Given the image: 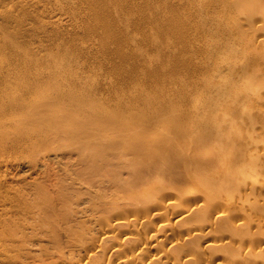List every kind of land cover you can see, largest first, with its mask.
<instances>
[{
	"label": "bare ground",
	"instance_id": "obj_1",
	"mask_svg": "<svg viewBox=\"0 0 264 264\" xmlns=\"http://www.w3.org/2000/svg\"><path fill=\"white\" fill-rule=\"evenodd\" d=\"M46 1L146 86L102 105L69 69L79 49L21 55L0 26V264H264V0ZM130 27L146 50L128 55Z\"/></svg>",
	"mask_w": 264,
	"mask_h": 264
},
{
	"label": "rangeland",
	"instance_id": "obj_2",
	"mask_svg": "<svg viewBox=\"0 0 264 264\" xmlns=\"http://www.w3.org/2000/svg\"><path fill=\"white\" fill-rule=\"evenodd\" d=\"M17 1H21V0H1L0 1V26L2 27V28H4V30H5V32H9L11 35H12V37L13 38H15V40L17 41V39H18V37H22L21 39H18V44H20V45H22V51L23 52H21L20 54L21 55H24V54H28L29 53V51L30 52H33V53H38V57H40V58H46V56H49V59H51L52 57H56V56H58V54H63V53H61V52H64L66 49H69V47H70V49H72V50H75V53L77 52L76 51V49L78 50H80V51H78L77 52V54L76 55H71V57L73 58V60H74V62H72V69L69 67V69H70V71H73L72 73L73 74H80V75H82V76H85V80L83 79V84H84V87H85V90H86V92L87 93H89L90 94V96L92 97V98H94V99H97L98 100V102H102L101 104L102 105H104V104H114V103H117V100L115 99V93H114V91H120V89L121 88H123L124 87V85H126L125 86V88H123L124 90L126 89V90H128L129 89V91H130V93L132 92V94H130L131 96H137L138 94H139V92L141 91V90H144V88H145V86H146V84H145V80L143 79V78H138V75H140V74H137V77H130L129 75H127L125 72H124V64H123V62H122V59H119V60H117L116 61V63L115 62H113V61H109V55H107V53H104V52H99V50H98V41H99V34H92L91 36H88V34L86 33L87 32V28H89V26H91V24L90 23H88V22H86V21H88L89 20V18H88V16H80V19L78 18V14H79V10H80V7H79V9H77L78 10V13H77V16H76V19H79L80 21H76V24L78 23V25H80L81 24V22H83L84 24H81L82 26H83V29H79V31H80V33L79 32H77L78 30H76V33L77 34H73L74 33V31L72 32V29L75 27H73V25H76L75 24V19L72 21L71 20V18L69 17V19H68V17H66V16H63L62 17V13H61V11H58V9L56 8L57 6L54 4H47L48 2L46 1V0H43L40 4H39V6L37 5L36 7L34 6V5H27V7L28 8H26V9H22L21 8V6H15L14 4L16 3L17 4ZM14 2V3H13ZM45 2V7H44V5H42L43 3ZM13 4V6L15 7V10L17 11V14H16V11H15V15H14V19H16V20H19L20 19V21L22 22V23H24V27H23V30H20V29H15V27H13V26H11L8 22H7V20L5 19V17L3 16V14L2 13H4V10H5V8L6 7H8L10 4ZM12 4L10 5V6H12ZM47 4V5H46ZM42 7H41V6ZM2 6H5V7H3L2 8ZM48 8H47V7ZM53 6H54V8H53ZM50 7V8H49ZM52 7V8H51ZM35 8V9H34ZM49 9V10H51V12H52V10H53V12L51 13L49 10H48V13H47V9ZM43 9V10H42ZM1 10H3V11H1ZM29 10H31V11H29ZM33 10H36V11H33ZM83 10V9H82ZM80 11V12H82V14H85L83 11ZM32 12V13H31ZM56 12H59V14L57 13V15H55L56 14ZM44 13V14H43ZM47 13V14H46ZM54 15L55 16V19H54V17H52L51 15ZM240 13H243V12H240ZM41 14V15H40ZM42 15H45V16H42ZM60 15V16H59ZM20 16V17H19ZM27 16V17H26ZM39 16V17H38ZM57 17H58V19H59V17H61V19H62V26H63V28L62 27H60L61 26V22H54V21H57L58 19H57ZM85 17H87V19L85 20ZM18 18V19H17ZM43 18L45 19V23H44V21H43ZM54 19V20H53ZM81 19H84L85 21H83V20H81ZM50 20V21H49ZM53 20V21H52ZM64 20V21H63ZM66 20V21H65ZM29 21V22H28ZM31 21V22H30ZM48 21V22H47ZM28 22V24L29 23H31V24H26ZM33 22V23H32ZM64 22H66L65 24H63ZM71 22H73L72 24H71ZM47 23H48V25H49V28H48V25H47ZM68 23V24H67ZM70 23V24H69ZM44 24H46V25H44ZM56 24H59V25H57V26H59L58 28H57V26H56ZM67 24V25H66ZM90 24V25H89ZM43 25V26H42ZM79 26V28L81 27L82 28V26ZM200 25L203 27V28H205V29H207V28H209L210 29V27H209V21H203V22H201L200 23ZM32 26V27H31ZM65 27H67V28H65ZM71 27H73L72 29H71ZM76 27H77V25H76ZM46 28H47V30H46ZM30 29H31V31H30ZM34 29V30H33ZM59 29H60V31H59ZM67 29V30H66ZM71 29V30H70ZM86 29V30H85ZM132 29V30H131ZM224 29H226V27L224 28ZM36 30V31H35ZM46 30V31H45ZM62 30H64V31H62ZM66 30V31H65ZM70 30V31H69ZM130 34L131 35H133V34H135V36L137 35V38H135V40H134V44L133 45H123V47H124V51H125V53L126 54H128V55H131L132 53H133V51H135V50H139V49H142V50H146V44L144 43V42H142V39H141V36H142V33H141V31H138V30H136L135 28L133 29V27H130ZM135 30V31H134ZM20 31V32H19ZM22 31V32H21ZM42 31V32H41ZM57 31H58V33H57ZM85 33H84V32ZM18 32H19V34H18ZM30 32V33H29ZM35 34H34V33ZM41 32V33H40ZM64 32V33H63ZM66 32V33H65ZM67 32H69L68 34H67ZM140 32V33H139ZM21 33V34H20ZM32 33H33V35H32ZM49 33V34H48ZM54 33V34H53ZM70 33H72V34H70ZM222 33H223V30H222V32H220V35L222 36ZM31 34V35H30ZM37 34V35H36ZM43 36H42V35ZM70 34V35H69ZM80 34H82L81 36H80ZM83 34H85V36L83 35ZM28 35V36H27ZM45 35V36H44ZM58 35V36H57ZM70 37H69V36ZM72 35H73V37H72ZM39 36H40V39H39ZM52 36V37H51ZM68 36V37H67ZM80 36V37H79ZM83 36H84V38H83ZM58 37V38H57ZM60 37V38H59ZM61 37H62V39H61ZM66 37V38H65ZM91 37V38H90ZM92 37L94 38V39H92ZM17 38V39H16ZM38 38V39H37ZM43 38V39H42ZM53 38H54V40H53ZM2 39V33H0V40ZM44 39H46V40H44ZM56 39V40H55ZM98 39V41H96ZM29 40V41H28ZM36 40V41H35ZM50 40H51V43H50ZM63 42H61V41ZM65 40V41H64ZM74 40V41H73ZM80 40V41H79ZM21 41H22V43H21ZM59 41V42H58ZM77 41H78V43H77ZM20 42V43H19ZM32 42V43H31ZM53 42V43H52ZM84 42V43H83ZM86 42V43H85ZM92 42H93V44H92ZM95 42H96V44H95ZM33 45H31V44ZM38 43V44H37ZM45 43V44H44ZM48 43V44H47ZM58 43V44H57ZM59 43H61V44H63V45H61V44H59ZM70 43V44H69ZM80 43V44H79ZM82 43V44H81ZM67 44V45H66ZM75 44V45H74ZM79 44V45H78ZM84 44V45H83ZM85 44H86V46H85ZM90 44V45H89ZM24 45V46H23ZM29 45V46H28ZM46 45V46H45ZM59 45V46H58ZM66 45V46H65ZM88 45V46H87ZM95 45H96V47H95ZM35 46V48H33ZM37 46H38V49H36L37 48ZM55 46H56V48H55ZM77 46V48H75ZM84 46L87 48V50L91 47L92 48V50H88L89 51V53L86 55L85 53H81V50H82V47L84 48ZM92 46H94V48L92 47ZM61 47V48H60ZM89 47V48H88ZM55 48V49H54ZM56 49H57V52H56ZM53 50V51H52ZM8 52H10L9 50H7ZM26 51V52H25ZM91 51V52H90ZM80 52V53H79ZM98 52V53H97ZM11 53V52H10ZM57 53V54H56ZM103 53V54H102ZM42 54V55H41ZM81 54V55H80ZM84 54V55H83ZM97 54H99V55H97ZM3 55H6L5 57H7L8 56V54L6 53H2V56ZM90 55V56H89ZM41 56H44V57H41ZM77 56V57H76ZM79 56H81L80 58H79ZM84 58H83V57ZM92 56V57H91ZM91 58V59H90ZM102 58V59H101ZM103 58H105V59H103ZM48 59V60H49ZM85 59H86V61H85ZM101 59V60H100ZM108 59V60H107ZM81 60V61H80ZM90 60V61H89ZM100 60V61H99ZM106 60V61H105ZM134 59H131V58H129V64L131 65L132 63L134 64V62L135 61H133ZM199 59L198 58H196V60H195V62L197 61V62H199L198 61ZM79 61V62H78ZM109 61V62H108ZM120 61H121V64H120ZM85 62V63H84ZM92 62H93V64H92ZM103 62V63H102ZM75 63V64H74ZM82 63V64H81ZM111 63H113V64H111ZM114 63L115 64H117V66H118V72L121 74V76H119L120 77V79H118V72H117V67H115V65H114ZM81 64V65H80ZM86 64H88V65H86ZM107 64V65H106ZM108 64H110V65H108ZM122 64H123V66H122ZM131 65L130 67L132 68L134 65ZM9 65V64H8ZM8 65L3 69L4 71L6 70H8L9 68H8ZM79 65V66H78ZM91 65V66H90ZM102 65V66H101ZM104 65V66H103ZM10 66V65H9ZM31 67H29V68H32V69H41V66L40 65H35V64H31L30 65ZM81 66V67H80ZM87 66V67H86ZM99 66V67H98ZM110 66V67H109ZM86 67V68H85ZM90 67V68H89ZM101 67V68H100ZM106 67V68H105ZM122 67H124V68H122ZM7 68V69H6ZM11 68V67H10ZM94 68V69H93ZM98 68H100V69H98ZM103 68V69H102ZM109 69H111V70H109ZM126 69V68H125ZM10 70V69H9ZM9 70L7 71V72H9ZM21 70H23L22 68H21ZM90 70H92V72L89 71ZM94 70H95V72H94ZM99 70H102V71H99ZM11 71V70H10ZM97 71V72H96ZM106 71H108V72H106ZM83 72V73H82ZM85 72V73H84ZM87 72V73H86ZM89 72V73H88ZM101 72H103V73H101ZM106 72V73H105ZM91 73V74H90ZM98 73V74H97ZM100 73H101V75H100ZM86 74V75H85ZM93 74V75H92ZM106 74V75H105ZM111 76H110V75ZM113 74V75H112ZM115 74V75H114ZM196 74H198V73H196ZM103 75V76H102ZM108 75V76H107ZM94 76V77H93ZM97 76V77H96ZM102 76V77H101ZM105 76H107L108 77V79L105 77ZM97 79H96V78ZM109 77H112L111 79L113 80V81H115V82H112V80L111 81H109ZM130 77V78H129ZM102 78H104V79H107V80H105L106 81V84L104 83L105 81H104V79H102ZM123 78V79H122ZM132 78V79H131ZM136 80H135V79ZM116 79V80H115ZM126 79V80H125ZM131 79V80H130ZM139 79V80H138ZM88 80V81H87ZM125 80V81H124ZM130 80V81H129ZM132 80H133V82H132ZM100 81V82H99ZM108 81H109V83H108ZM116 81L118 82V83H116ZM263 81H264V78H263ZM261 79H260V82H263ZM98 82V83H97ZM102 82V83H101ZM110 82H111V84H110ZM127 82V83H126ZM130 82H131V84H130ZM142 82V83H141ZM258 82H259V80H258ZM258 82L257 81H255V83L254 84H258ZM92 83V84H91ZM121 83H124L123 85L121 84ZM128 83L130 84V85H128ZM141 85H140V84ZM103 84V85H102ZM114 86H113V85ZM133 84V85H132ZM135 84V85H134ZM139 84V85H138ZM86 85V86H85ZM90 85V86H89ZM118 85V86H117ZM123 87H122V86ZM98 86H99V88H98ZM106 86H108V88L106 87ZM110 86V87H109ZM137 86V87H136ZM144 86V87H143ZM113 89H112V88ZM115 87H118V88H115ZM119 87H120V89H119ZM105 88V89H104ZM109 88H110V90H109ZM157 88V87H156ZM101 89V90H100ZM135 89V90H134ZM108 90V91H107ZM104 91H105V93H104ZM147 91H149V93H147V94H150V95H153V94H155V89L154 90H152V89H148ZM102 92V93H101ZM104 93V94H103ZM102 94L103 95H107L106 97L105 96H102ZM113 94V95H112ZM134 94V95H133ZM99 95V96H98ZM95 96V97H94ZM102 96V97H101ZM110 96V97H109ZM127 96H129V95H127ZM105 97V98H104ZM113 97V98H112ZM113 99V100H112ZM126 99V98H125ZM105 100V101H104ZM111 100V101H110ZM116 101V102H115ZM158 101H160L161 102V99H159V98H157V103H159ZM119 102V101H118ZM25 168V169H24ZM24 168H21V169H19L20 171H16V170H13L14 171V173H13V175L14 174H19L20 175V177L18 176V177H16V178H14L13 179V184H17V182L19 183V181L22 183V181H21V179H19L18 180V178H23V176L26 178L27 176V181L26 182H29L32 178H31V176H33V177H35L36 176V174L35 173H31V171L29 170V167L27 168V167H24ZM26 170V171H25ZM28 171V172H27ZM10 172V171H9ZM29 173H30V175H29ZM10 174H11V172H10ZM22 174V175H21ZM32 174V175H31ZM22 176V177H21ZM10 177H13L12 175H10ZM30 177V178H29ZM24 184V183H23ZM24 185H26V184H24ZM16 212H14V213H11V214H9V215H7L6 217H11L12 215V219L13 220H17V219H19V220H17V221H21V215L19 214V213H16ZM14 214L15 215H17L16 217L14 216ZM20 217V218H19ZM16 218V219H15Z\"/></svg>",
	"mask_w": 264,
	"mask_h": 264
}]
</instances>
